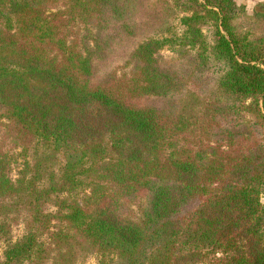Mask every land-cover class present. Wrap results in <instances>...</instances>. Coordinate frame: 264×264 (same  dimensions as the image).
<instances>
[{"label": "trees", "instance_id": "16d2710c", "mask_svg": "<svg viewBox=\"0 0 264 264\" xmlns=\"http://www.w3.org/2000/svg\"><path fill=\"white\" fill-rule=\"evenodd\" d=\"M142 7L0 0V264H264V38L234 0H157L152 24ZM144 29L129 73L99 76ZM165 46L217 70L213 99Z\"/></svg>", "mask_w": 264, "mask_h": 264}, {"label": "rangeland", "instance_id": "374dc122", "mask_svg": "<svg viewBox=\"0 0 264 264\" xmlns=\"http://www.w3.org/2000/svg\"><path fill=\"white\" fill-rule=\"evenodd\" d=\"M155 1L157 0H144V6L147 8L142 7L144 15L142 21L147 24H152L149 22L148 15L152 14V7L154 6ZM161 1H166L168 4L173 5V0ZM234 2L238 7L243 8V12L240 14L237 21L239 28L243 31H250L249 38L251 40L264 38V0H234ZM183 16L187 15L185 13H180L171 21L173 37L182 38L185 35L186 29L180 22V18ZM146 19H148V21H146ZM142 21L140 22L142 23ZM201 29L206 41L210 43L213 32L211 25L207 24L202 26ZM137 33H147V29L141 30ZM144 37H146L145 34H141L130 39V41H128L121 49L119 57L112 59L101 67L99 76H104L111 72H115L118 75L128 74L130 71V66L126 65L128 57L137 44L144 39ZM192 58V51L187 48L180 49L178 46H165L156 54V59L160 66L175 70L179 75L186 73L190 74L185 82L187 86L185 90L188 89V93L193 94L201 101L206 102L208 98L213 99L215 97L217 78L219 74H217V70L211 66H207L206 68H197L196 64L192 61ZM248 119H251V116H248ZM4 147L5 149H10V147L6 144ZM15 174L16 172L14 170L11 176L15 177ZM137 211L138 210L135 204H126L122 213H124L127 217L134 218ZM10 217V237L13 241H15L23 235L24 228L22 223L17 220L16 213L12 214ZM18 217L20 219V216ZM3 247V243L0 241V257ZM46 264L50 263L46 262ZM77 264H97V260L94 256H87L80 260Z\"/></svg>", "mask_w": 264, "mask_h": 264}]
</instances>
